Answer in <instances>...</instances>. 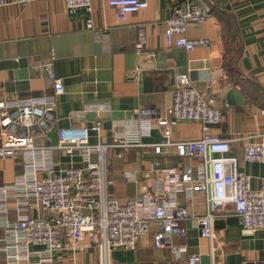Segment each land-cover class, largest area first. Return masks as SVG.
<instances>
[{
	"label": "crops",
	"instance_id": "0c3cea01",
	"mask_svg": "<svg viewBox=\"0 0 264 264\" xmlns=\"http://www.w3.org/2000/svg\"><path fill=\"white\" fill-rule=\"evenodd\" d=\"M13 0H0V101L51 95L54 83L43 63L53 57V69L64 82L65 91L49 112V135L43 144L52 145L53 128L90 127L98 118L88 110L94 105L108 104L100 114L102 130L91 132L89 143H111L117 130L138 131L139 112L155 109L165 114L173 103L174 84L178 74L190 75L194 87L205 92L214 106L226 108L220 127L212 133L232 139L230 154L241 158L240 171L252 176L253 187L264 177V166L244 162L243 147L247 141L264 135V0H211L212 16L189 28V37L207 38L210 45L187 52L166 42L165 22L172 15V6L179 0H148V7L125 20L103 0H92L91 14L66 11L63 0H40L17 5ZM92 18L98 31L87 29ZM144 43L142 54L138 44ZM153 54V58H148ZM140 69V80L128 74ZM143 144L163 140V130L151 125ZM198 122L180 121L172 127L173 142L193 141L201 137ZM53 146V145H52ZM98 154L92 157L97 160ZM108 179L114 180L107 190L110 200L126 203L144 191L168 198L175 185L168 184L167 171L178 173L185 167L197 169L198 161L178 158L173 149L157 156L140 146L114 148L105 153ZM29 157L0 158V186H12L28 171ZM58 172L71 167H85L83 153L66 156L58 152L51 158ZM131 175L128 181L125 175ZM41 177L43 176L40 175ZM175 203L197 215L206 213L205 194L188 197L176 192ZM19 200L13 199L7 212H0V264H189L192 254L203 264H244L264 260V232L242 235L239 219L232 213L217 218L213 244L203 237L192 219L181 222L179 235L166 236L165 249L155 246V235L162 231L153 222L148 236L138 241L135 250L117 249L106 258L101 248L89 237L77 250L52 254L39 246H27L24 236H14L8 224L20 217ZM23 208V207H20ZM26 209V207H24ZM26 214L27 212L23 210ZM40 216V212H29ZM185 247L178 257L170 246ZM212 248L214 255L212 256Z\"/></svg>",
	"mask_w": 264,
	"mask_h": 264
},
{
	"label": "built area",
	"instance_id": "2783aa9c",
	"mask_svg": "<svg viewBox=\"0 0 264 264\" xmlns=\"http://www.w3.org/2000/svg\"><path fill=\"white\" fill-rule=\"evenodd\" d=\"M40 0H13V4L25 5ZM66 11L74 15L77 10L91 14L92 0H63ZM116 10L117 18L125 20L130 14H138L148 7V0H103ZM211 0H179L172 8L171 17L165 22L166 42L172 47L192 52L210 45L207 38L189 37L193 24L205 23L213 13ZM87 29L98 31L93 19L87 21ZM144 43L138 44V54H142ZM153 58V54H148ZM53 57L43 63L41 69L47 72L54 83L51 95L26 99L0 101V158H16L25 153L29 159L28 171L12 186H0V212L11 209L13 199L19 200L17 210L20 217L8 224V231L15 237L24 236L27 246H39L52 254L77 250L89 237L101 248L104 258L117 249L135 250L138 241L151 232L155 222L162 229L155 235V246L165 249L166 236L179 235L180 224L185 219L194 220L203 237L211 244L215 240L214 224L222 214H234L242 226V235L254 236L264 232V177L255 188L253 178L240 171L241 158L230 154L232 139H222L212 133L220 127L226 108L214 106L213 100L193 86L190 75L178 74L174 84L172 105L165 114L155 109L139 112L138 131L117 130L111 143H89L91 132L100 133V114L109 109L108 104L94 105L88 110L98 113V118L90 127L61 128L57 134V144H43L49 135L51 123L47 116L57 105L58 98L65 91L63 79L53 69ZM140 69L132 70L128 77L135 82L140 80ZM180 121L198 122L202 126L201 137L193 141L173 142L172 127ZM151 125L163 130V140L153 144H143L141 139L150 133ZM140 146L148 148L157 156L165 155L173 149L178 158H188L197 163V169L185 167L181 172L167 171L168 184L175 185V191L166 199L144 191L141 196L131 198L126 203L110 200L108 188L114 180L108 179L105 169V153L114 148ZM75 156L83 153L85 167H71L58 172L51 158L54 153ZM98 154L97 160L92 157ZM242 158L246 163L264 166V135L253 137L243 147ZM43 176L41 177L40 175ZM128 181L131 175H125ZM183 191L188 197L194 193H204L206 213L197 215L185 206L175 203L176 192ZM23 207V208H20ZM26 207V209H24ZM24 211L27 213L25 214ZM36 210L40 216L29 212ZM178 257L186 248L170 246ZM214 249L212 248V256ZM189 264H203L201 257L192 254ZM244 264H264V260H251Z\"/></svg>",
	"mask_w": 264,
	"mask_h": 264
},
{
	"label": "water",
	"instance_id": "95a60500",
	"mask_svg": "<svg viewBox=\"0 0 264 264\" xmlns=\"http://www.w3.org/2000/svg\"><path fill=\"white\" fill-rule=\"evenodd\" d=\"M57 134H58V130H56V128H53L50 133L51 144L53 146L57 144Z\"/></svg>",
	"mask_w": 264,
	"mask_h": 264
}]
</instances>
